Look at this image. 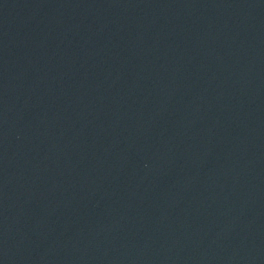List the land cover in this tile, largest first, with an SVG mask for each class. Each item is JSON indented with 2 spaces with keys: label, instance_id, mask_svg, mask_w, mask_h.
<instances>
[{
  "label": "water",
  "instance_id": "water-1",
  "mask_svg": "<svg viewBox=\"0 0 264 264\" xmlns=\"http://www.w3.org/2000/svg\"><path fill=\"white\" fill-rule=\"evenodd\" d=\"M0 264H264V0H0Z\"/></svg>",
  "mask_w": 264,
  "mask_h": 264
}]
</instances>
